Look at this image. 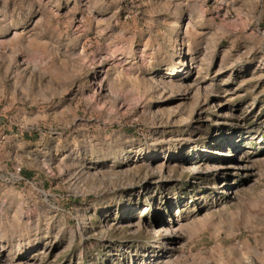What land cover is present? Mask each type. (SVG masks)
Wrapping results in <instances>:
<instances>
[{"label":"rangeland","instance_id":"374dc122","mask_svg":"<svg viewBox=\"0 0 264 264\" xmlns=\"http://www.w3.org/2000/svg\"><path fill=\"white\" fill-rule=\"evenodd\" d=\"M0 264H264V0H0Z\"/></svg>","mask_w":264,"mask_h":264}]
</instances>
